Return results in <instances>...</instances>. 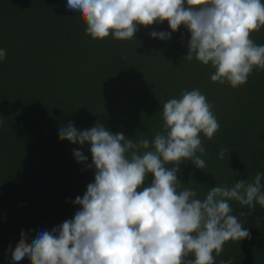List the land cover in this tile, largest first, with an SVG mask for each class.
I'll list each match as a JSON object with an SVG mask.
<instances>
[{
	"label": "trees",
	"instance_id": "trees-1",
	"mask_svg": "<svg viewBox=\"0 0 264 264\" xmlns=\"http://www.w3.org/2000/svg\"><path fill=\"white\" fill-rule=\"evenodd\" d=\"M85 29L67 0H0V48L7 53L0 61V264H13L6 251L22 231L31 239L72 219L75 198L94 182V169L73 151L91 163L89 146L59 137L70 122L83 131L99 121L113 133L151 140L161 129L163 104L199 89L220 130L213 140L201 134L207 168L182 164L183 187L203 199L210 187L264 173V71L254 70L239 89L212 82L214 69L184 61L190 34L183 27L170 40L152 38V31H171L167 21L141 26L132 41L93 40ZM252 39L264 45V28ZM222 147L228 152L219 159ZM232 207L237 216L248 211ZM239 218L251 239L226 243L217 264H264V208Z\"/></svg>",
	"mask_w": 264,
	"mask_h": 264
},
{
	"label": "clouds",
	"instance_id": "clouds-1",
	"mask_svg": "<svg viewBox=\"0 0 264 264\" xmlns=\"http://www.w3.org/2000/svg\"><path fill=\"white\" fill-rule=\"evenodd\" d=\"M67 8L99 41H132L141 26L165 21L170 32L150 35L167 41L183 27L190 34L184 61L210 66L214 83L239 89L254 70L264 71V45L252 39L264 28L262 0H67ZM6 56L0 48V61ZM162 121L151 140L113 133L99 121L83 131L71 122L61 126V140L89 146L91 163L84 152L73 151L94 169V182L75 198L79 208L72 219L31 239L21 232L15 249L9 248L13 264H217L226 243L251 239L239 217L264 208V173L210 187L203 199L178 179L185 162L207 168L201 134L213 140L220 130L206 96L182 90L163 104ZM227 152L220 148L218 158ZM233 202L248 211L235 215Z\"/></svg>",
	"mask_w": 264,
	"mask_h": 264
},
{
	"label": "rangeland",
	"instance_id": "rangeland-1",
	"mask_svg": "<svg viewBox=\"0 0 264 264\" xmlns=\"http://www.w3.org/2000/svg\"><path fill=\"white\" fill-rule=\"evenodd\" d=\"M11 249L14 250V249H15V245H13V246L11 247ZM6 253H7V255L9 256V258H11V251H10L9 249L6 251ZM21 264H27V262L24 261V262H21Z\"/></svg>",
	"mask_w": 264,
	"mask_h": 264
}]
</instances>
